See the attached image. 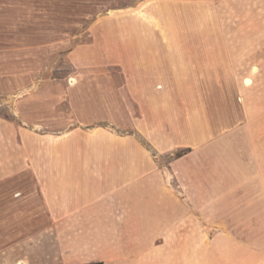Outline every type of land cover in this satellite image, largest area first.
I'll return each mask as SVG.
<instances>
[{
    "label": "crops",
    "instance_id": "1",
    "mask_svg": "<svg viewBox=\"0 0 264 264\" xmlns=\"http://www.w3.org/2000/svg\"><path fill=\"white\" fill-rule=\"evenodd\" d=\"M134 2L98 17L69 52L67 129L64 93L45 89L0 116V228L11 226L1 213H40L28 225L62 229L65 264H264L261 125L249 130L254 155L212 157V171L208 155L217 133L240 143V99L215 97L256 74L264 0ZM193 157L201 186L174 171Z\"/></svg>",
    "mask_w": 264,
    "mask_h": 264
},
{
    "label": "rangeland",
    "instance_id": "2",
    "mask_svg": "<svg viewBox=\"0 0 264 264\" xmlns=\"http://www.w3.org/2000/svg\"><path fill=\"white\" fill-rule=\"evenodd\" d=\"M134 1L0 0V86L9 91L0 92V116L12 118L14 102L20 100L18 97L31 90L45 89L54 95L64 93L65 98L60 101L59 108L65 113V127L62 130L67 129L72 124L73 117L70 114L73 101L71 95H68V83L71 78H75L68 58L69 52L78 44L88 43V28L98 17L133 7L136 5ZM10 25L16 27V33L14 30L9 31ZM258 42L262 48L257 57L260 66L251 69L256 74L247 76L249 79H245L244 83L234 85V92L233 85H225L224 95L220 93L215 97L217 106L219 103L223 106L228 101L231 102L227 95H234V102L240 99L241 134L240 143L232 131L217 133L210 139L209 145L218 144V149L211 147V152L208 153L211 155V163L212 157L216 158L218 155H254V137L249 131L253 123L261 125V130H257V140H260V144L264 141V36ZM119 88L120 83L113 85V103L118 112L123 102ZM56 105L55 102L54 106ZM252 111H255L254 117L251 115ZM117 119L120 121L121 117L118 116ZM112 128L125 132L120 125ZM45 131L53 132L50 129ZM263 151L264 149L261 154H264ZM173 154L162 156V165L172 160ZM193 161L194 157L180 161L174 165L177 168L174 171L177 174L182 170L186 171L184 181L189 182L191 187L201 186V166ZM209 167L212 171L215 165L212 163ZM40 216V213L33 212L1 213V218L5 223H11V226L0 228V264H65L56 256V252L64 251V243H68L65 237L63 241H58L56 232L62 229L28 225L30 218L41 219ZM14 239L16 242L12 243Z\"/></svg>",
    "mask_w": 264,
    "mask_h": 264
},
{
    "label": "trees",
    "instance_id": "3",
    "mask_svg": "<svg viewBox=\"0 0 264 264\" xmlns=\"http://www.w3.org/2000/svg\"><path fill=\"white\" fill-rule=\"evenodd\" d=\"M177 156H180V155H177Z\"/></svg>",
    "mask_w": 264,
    "mask_h": 264
},
{
    "label": "bare ground",
    "instance_id": "4",
    "mask_svg": "<svg viewBox=\"0 0 264 264\" xmlns=\"http://www.w3.org/2000/svg\"><path fill=\"white\" fill-rule=\"evenodd\" d=\"M248 82V81H247Z\"/></svg>",
    "mask_w": 264,
    "mask_h": 264
}]
</instances>
